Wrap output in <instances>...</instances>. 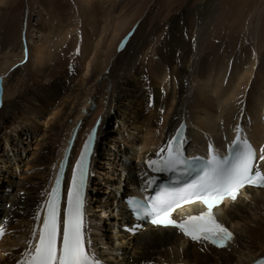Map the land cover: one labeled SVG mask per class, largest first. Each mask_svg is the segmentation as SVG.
<instances>
[{
	"label": "bare ground",
	"instance_id": "1",
	"mask_svg": "<svg viewBox=\"0 0 264 264\" xmlns=\"http://www.w3.org/2000/svg\"><path fill=\"white\" fill-rule=\"evenodd\" d=\"M77 1L85 15V22L77 28L69 25L66 29L64 23H61L64 26H48L40 22L31 28L42 36L38 43L34 42L36 46L26 44L21 38L22 26L18 29V24H11L1 36L0 127L6 131L21 121L18 126L26 135H37L39 123L50 119L44 136L51 141H41L36 153L38 165L45 167L42 178H37L31 186L30 181L22 184L13 197L0 195V229L6 233L0 242V264H18L23 259L33 228L38 225L34 216L48 199L74 129L78 126L75 147L70 153V170L79 147L98 118L101 123L91 162L86 241H91V251L99 262L122 255L120 264H208L211 259H215L216 264H250L263 257L264 189H248L234 203L226 202L217 209L218 221L234 234V240L225 249L205 241L194 242L172 228L146 224L141 230L132 229L135 223L127 212L123 194L119 195V189L115 192L119 167L137 160L138 172L135 166L127 168L131 180H127L123 172L127 188L124 194L134 195L130 183L136 182L135 187L143 183L140 179L150 170L147 162L166 155V152L160 153V149L167 147L182 122L187 126L185 145L190 156L203 154L201 152L210 146L226 150L237 135V128L242 138L250 140L261 154L264 148L262 10H256L250 18L244 36L228 44L213 42L214 23L219 16L216 0H208L199 7L193 22L184 19L185 26L182 23L155 25L148 33L146 28L150 26L146 23L138 24L131 33L135 23L129 24L128 14L113 17L110 11L101 16L93 10L89 0ZM106 3L113 4L110 0ZM45 4L42 3L41 8L48 12ZM110 17L113 21L108 24ZM101 19L106 23L104 27L98 23ZM73 33L78 39L73 41V48L66 50L65 42ZM55 35L59 40L52 42ZM123 42L126 47L120 50ZM211 43L214 44L211 49L207 48ZM58 51L64 53V57H59ZM71 53L77 55L73 62L69 60ZM145 63L152 77L147 91L159 98L157 107L148 97L146 107L143 105L146 85L139 73ZM16 64L19 68L12 71ZM157 90H161V94H157ZM241 120L248 131L239 124ZM118 125L133 133H127V138L120 134V141L117 140L118 132L107 126ZM101 137L108 141L101 143ZM112 141L118 143L110 145ZM5 143L19 144L9 136L5 137ZM122 144L125 148H120ZM198 147L205 150L195 151ZM21 158V154H14L15 161ZM260 166L264 171V162H260ZM107 170L111 177H105V192L111 197L116 193L121 196V201L115 199L116 203L111 198L103 201L94 196L95 192L100 194L98 188L104 184L94 177ZM142 172L145 173L137 175ZM37 175L39 177V173ZM91 199L106 215L109 213L107 224L116 234L95 236L89 232L101 230L95 221L93 211L96 210L88 207ZM193 208L182 212L190 214ZM113 209L115 214L111 213ZM43 214L41 212V222ZM111 237L115 240L111 241ZM113 243L115 249H109L103 257L102 246L112 247ZM128 247L132 251L130 257L126 256L128 251L125 252Z\"/></svg>",
	"mask_w": 264,
	"mask_h": 264
},
{
	"label": "rangeland",
	"instance_id": "2",
	"mask_svg": "<svg viewBox=\"0 0 264 264\" xmlns=\"http://www.w3.org/2000/svg\"><path fill=\"white\" fill-rule=\"evenodd\" d=\"M86 1V0H83ZM93 10L96 12H99L101 16L103 14L108 13L112 11V16L116 17L117 14L121 15H127L129 18V24L134 25L133 30L131 33H133L134 29H137L139 25L142 23H146V25L150 26L146 28V32H150L152 26L158 25V26H165L167 24H176L179 25L182 23L184 25V19L190 20L194 19V15H196L198 8L203 7L208 0H110L113 2L106 3L109 0H89ZM46 4H45V3ZM218 7H219V16L216 17V21L214 23V30H213V42L219 41L223 43H231L234 41H237L242 38L247 30V25L249 23V20L251 17L255 15L257 12L256 10L260 9L262 10V25H264V0H216ZM45 4L47 7V11L44 10V8H41V4ZM149 3V4H148ZM146 4H148L146 6ZM78 3L77 0H0V40H2L3 33L6 29H8L11 24H18V29L21 28V38L26 42V44H30V46H36L38 41L42 38L41 34L36 30L35 32L31 30V28H35L38 26L40 22H45L46 25H57L62 26L64 23L65 28L67 29L69 25H72L71 28L78 27L83 22H85V15L83 12L82 5ZM147 7V9H146ZM124 10V11H123ZM145 10V11H144ZM123 11V12H122ZM244 14H243V13ZM190 15V16H189ZM113 17H110V20L108 21V24H111L113 21ZM136 19V20H135ZM258 18H256L257 21ZM135 20V21H134ZM50 22V23H49ZM87 23V22H86ZM101 27H104L106 25L104 19H101L98 21ZM97 23V24H98ZM88 24V23H87ZM139 24V25H138ZM130 25V26H131ZM64 26V25H63ZM76 27V28H77ZM147 32V33H148ZM2 36V37H1ZM33 36V37H32ZM192 36V35H190ZM55 35L54 41H58L59 38H56ZM77 35L75 33L72 34V36L69 37L68 41H66V45L64 49H69L70 47L73 48L74 44L73 41H77ZM35 42V43H34ZM214 44L208 45L207 48L211 49V47ZM56 48V47H55ZM66 49V50H67ZM64 57V53H60L58 51L59 57ZM77 55L74 53H71L69 55L70 62H73L76 59ZM19 63V62H18ZM20 64V63H19ZM13 68H19V66L13 65ZM140 80L143 77V84L146 85V93H145V101L143 103L144 108L146 107V99L151 101L152 105L154 107H157L159 103V98L154 94L148 93L147 87L149 85V81L152 79L150 70L148 69V64L145 63L143 67L140 68ZM2 78V76H0ZM161 91V90H160ZM159 90H157V94H161ZM50 119H43L39 123L40 129L39 133L37 135H26L25 132L22 131V127L18 126L12 127L10 129L3 130V128L0 127V195H9L13 197L15 195L16 191H19L21 189L22 184H26V182H31V185H34V183L42 178L44 175V169L45 167L41 168V166L38 165V162L36 161V153L41 148V141H46V143H50V138H45L46 131L48 129V125H46ZM70 121V120H69ZM33 122V121H32ZM239 124H242V126L246 129L244 123L242 120ZM31 126H34V123H31ZM118 126H107V129L113 128L118 132L117 140L120 141V134L125 135V138H127L128 134L133 133V130L124 131L122 127ZM118 129V130H117ZM120 129V130H119ZM247 130V129H246ZM248 131V130H247ZM128 133V134H127ZM223 133V132H222ZM9 136L10 138H15L18 140L19 144L13 145V144H6L5 143V137ZM138 136V135H136ZM107 138V137H106ZM209 139V138H208ZM215 141L219 142V140L214 139ZM104 138H100V142L102 143ZM106 140L105 142H107ZM117 141H112L110 145L117 144ZM121 144V143H120ZM208 146V145H207ZM120 148H125L124 145H120ZM207 148V147H206ZM205 150L203 147H198L195 149V151H201ZM205 151H202L201 153H204ZM14 154H21L22 160H14ZM1 158H5V160H2ZM118 161L114 160V163L117 164ZM97 164H99V160L97 161ZM137 160L133 161L131 165L122 166L119 167L117 174L115 175L116 181V191L119 189L118 193L119 195L123 194V198H126V194L124 192L127 190L126 187V175L123 174L125 172L127 174V180H131L132 178L129 175V171L127 168L129 166H135L138 172V167L136 166ZM112 169V166H110ZM150 168V167H149ZM109 170L102 171L103 174H97L94 178L98 180L101 186H99L98 191L100 194L95 192L94 196L101 197L103 201L114 200L113 203H116V200L121 201V196H119L117 193L116 195H111L105 189V177L107 175ZM140 171V169H139ZM147 171V170H146ZM39 173V177L37 175ZM145 172L137 174L138 176L142 175ZM151 173H154V169L150 168L148 174L146 177H142L140 180L143 182L148 175ZM107 177H111L110 174L107 175ZM97 182V183H98ZM136 182L130 183L129 188L131 187V190L133 189L132 185H135ZM129 191V189H128ZM89 194V193H88ZM110 195V197H109ZM94 198L93 196L91 197ZM91 200H89V203H91ZM93 206V208H92ZM96 203H91L88 205L91 210L95 213V221L97 224L101 227L100 232H95V230H90V233H92L95 236H98L100 234L106 233L108 234H116L115 230H111L112 228L107 224V220H109L107 215L103 210H101V207H96ZM116 206V205H115ZM124 207V205H123ZM125 210V207H124ZM112 214H115V209L112 210ZM123 224L121 225V227ZM0 227H2V224L0 222ZM116 227V226H115ZM120 227V231H121ZM5 228V227H4ZM104 228V229H102ZM118 228V227H117ZM9 230V228H7ZM106 231V232H105ZM119 231V229H118ZM114 237H111V241H113ZM115 240V238H114ZM110 241V240H109ZM102 246V251L105 253V256H107V253L109 249H115L114 243L112 244V247L110 246ZM105 250V251H104ZM127 252L126 256L130 257L132 251L130 247L125 249ZM202 251V250H201ZM134 252V248H133ZM139 253V252H138ZM115 259V257H114ZM117 261L115 264H120L118 261L123 262L122 255L117 258ZM113 260V259H111ZM109 261H105L104 263H109ZM216 264L215 259H211L208 264ZM123 264V263H122Z\"/></svg>",
	"mask_w": 264,
	"mask_h": 264
},
{
	"label": "snow or ice",
	"instance_id": "3",
	"mask_svg": "<svg viewBox=\"0 0 264 264\" xmlns=\"http://www.w3.org/2000/svg\"><path fill=\"white\" fill-rule=\"evenodd\" d=\"M181 125V129H183ZM241 130L237 128V136L229 147V155L223 158L216 154L207 162L201 179L190 186L187 195L176 199V194L167 190L151 199L145 210L139 201H133L132 206L141 215L150 216L153 224L171 226L193 241H208L211 244L225 248L234 239V234L223 224L217 222L212 209L225 196L233 201L245 186L264 187V171L260 162H264V148L257 157L255 150L241 138ZM95 132L85 143L80 159L72 173L71 187L67 190L66 213L61 220L59 193L61 179L57 177L56 184L48 194V199L37 209L34 219L38 225L33 228L32 239L29 240L23 259L18 264H100L91 251V241L85 239L84 231V190L88 174V156ZM182 132L178 131L173 139L168 141L166 152L160 160H150L148 165L155 171L174 170L186 161L182 153ZM211 151V146H210ZM160 153H157L159 156ZM180 200L185 203L200 201L207 206V211L196 216H187L177 222L171 214L180 207ZM41 212L43 218L41 222ZM3 230L0 229V235ZM256 264H264V259Z\"/></svg>",
	"mask_w": 264,
	"mask_h": 264
},
{
	"label": "water",
	"instance_id": "4",
	"mask_svg": "<svg viewBox=\"0 0 264 264\" xmlns=\"http://www.w3.org/2000/svg\"><path fill=\"white\" fill-rule=\"evenodd\" d=\"M2 98V78H0V104H1V99Z\"/></svg>",
	"mask_w": 264,
	"mask_h": 264
}]
</instances>
